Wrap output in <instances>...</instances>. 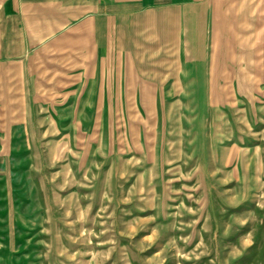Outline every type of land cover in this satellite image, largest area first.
<instances>
[{"label":"rangeland","instance_id":"1","mask_svg":"<svg viewBox=\"0 0 264 264\" xmlns=\"http://www.w3.org/2000/svg\"><path fill=\"white\" fill-rule=\"evenodd\" d=\"M260 54L122 95L113 64L111 96L46 64L26 118L0 110V264H264Z\"/></svg>","mask_w":264,"mask_h":264},{"label":"crops","instance_id":"2","mask_svg":"<svg viewBox=\"0 0 264 264\" xmlns=\"http://www.w3.org/2000/svg\"><path fill=\"white\" fill-rule=\"evenodd\" d=\"M257 48L264 49V0H0V110L26 118L48 63L66 66L57 68L63 79L68 64H95L90 77L111 96L113 64L122 95L134 92L136 78L171 80L176 64L245 62ZM226 52L232 59L217 58Z\"/></svg>","mask_w":264,"mask_h":264}]
</instances>
